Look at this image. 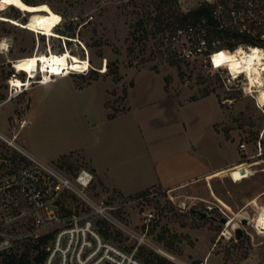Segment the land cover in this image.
<instances>
[{
	"label": "rangeland",
	"instance_id": "1",
	"mask_svg": "<svg viewBox=\"0 0 264 264\" xmlns=\"http://www.w3.org/2000/svg\"><path fill=\"white\" fill-rule=\"evenodd\" d=\"M32 1L53 5L64 17V29L70 21L77 24L76 37L66 45L57 35L42 37L38 32L0 19V42L4 40L7 44L6 49H0V102L13 99L0 106V128L10 123L13 134L14 127L19 128L22 119L31 120L18 141L27 147L23 137H28L44 150V153L38 152L44 161L74 178L78 170L88 167L85 144L93 143L102 133L99 122L105 105L101 101L107 89L110 99L106 104L112 112L118 113L126 108L128 91L136 82L126 105L138 110V114L149 113L157 129L150 131L149 125L142 124L143 135L151 133V140H144L141 135L139 142L134 140V146L124 140V152L133 150L142 154L148 151L158 170L167 164L175 165L177 161L187 172L216 168L233 160L236 164L171 188L144 186L143 179L134 175L135 185L130 190L137 192L133 195L102 186L94 175L86 188L87 194L130 229L128 232L121 225L99 217L110 224V236L106 238L129 252L135 251L136 256L138 252L140 258H150L155 264H161L157 257L175 264H264V231L250 220L242 223L237 216L242 212L255 217L260 206L264 208V106L258 102L259 93L244 92L237 84H226L227 71H218L211 61L166 60L155 48L161 34V27L154 18L159 0ZM204 2L210 1L179 0L174 8L178 12H188ZM2 13L20 18L24 14L12 6ZM252 19L257 21V27L251 35L262 32L264 39L263 10ZM227 40V37L220 38V44L224 45ZM62 47L64 51L70 50L91 60L90 69L72 71L64 78L52 77H59L55 87L82 88L76 102H70L68 108L58 112L51 101L43 113L36 115L33 110L23 116L29 105L28 91L24 88L15 93L9 79L15 74L26 79L27 73H16L10 60L37 51H60ZM40 78L42 71L32 78L31 84ZM166 89L175 97L181 95L182 100L184 92L187 96L186 102L174 109L180 115L179 121L169 115L173 108L165 103ZM204 96L207 97L190 102ZM227 96L234 99L232 107L222 103ZM13 103L17 107V119L8 117ZM141 103L146 106L138 109ZM262 134L263 154L248 158L259 151L257 142ZM242 140L247 142L248 154L239 149ZM175 147L180 149L178 156H172ZM5 149L7 145L0 138V150ZM162 154L167 157L158 160L156 157ZM50 155L55 156L51 158ZM143 163L141 159V171L137 170V176L143 171ZM108 182L111 183L110 179ZM147 189L148 194L137 195ZM61 204L65 216L74 213L105 216L93 213L94 209L74 193L64 195ZM204 212L207 215H203ZM146 213L155 217L147 222ZM232 217L233 223L227 225ZM236 224L243 229V240L235 234ZM27 246L18 244L13 252L20 255ZM6 255L0 254V260Z\"/></svg>",
	"mask_w": 264,
	"mask_h": 264
},
{
	"label": "built area",
	"instance_id": "2",
	"mask_svg": "<svg viewBox=\"0 0 264 264\" xmlns=\"http://www.w3.org/2000/svg\"><path fill=\"white\" fill-rule=\"evenodd\" d=\"M208 1L215 5L217 19V35L212 40L207 37L210 26L205 21L177 24L158 36L155 48L166 60L211 61L218 71H227L226 84H237L244 92L256 91L259 87L252 85L245 71L235 75L225 65H216L213 57L217 50H227L220 44V38H226L227 30L253 33L257 21L252 18L262 10L264 12V0H234L232 4H229L230 0ZM252 46L241 42L233 50L244 48L252 52ZM14 89L15 93H20L17 87ZM233 102L229 96L222 99V103L230 107ZM30 121L22 119L19 128L14 127L13 134L0 130V138L7 145V149L0 150V254H16L13 251L18 244L39 245L46 251L44 264H145L135 251L125 250L101 233L97 224L99 217L121 225L128 232L130 229L112 216L106 206L87 194L86 188L94 179L92 172L82 168L72 178L18 141L19 131ZM262 138L263 134L257 142L259 151L248 158L263 154ZM239 149L248 154L246 140L240 141ZM70 193L90 205L93 213L105 216L76 213L65 216L61 201ZM144 217L149 222L155 216L146 213ZM45 235L49 236L48 240L41 243Z\"/></svg>",
	"mask_w": 264,
	"mask_h": 264
},
{
	"label": "crops",
	"instance_id": "3",
	"mask_svg": "<svg viewBox=\"0 0 264 264\" xmlns=\"http://www.w3.org/2000/svg\"><path fill=\"white\" fill-rule=\"evenodd\" d=\"M68 76V75H67ZM67 76H60L61 78L67 77ZM59 77L54 78L51 81L48 82H37L35 84H31L30 86H25V91H28L29 94V105L25 110V115L23 113V116H26L27 114L31 113L33 110H35L38 115V113L42 111L44 108L52 101V106H54L55 109H57L58 112L60 110H63L69 107L70 102L74 104L76 102V96L77 93L82 88H77L75 86H67L66 88H63V86L58 85L55 87V83L58 81ZM137 83L134 82V85L129 89L127 98L130 96V93L132 90L136 88ZM63 88V89H62ZM165 88L166 84H165ZM185 96L179 95L177 97L169 94L166 89L165 93V103L170 108V111L172 112L171 117H175L176 120H180V115L178 112H174L175 107L180 106L181 104H184L187 98L185 92L183 93ZM182 94V95H183ZM209 96V95H207ZM207 96L191 100L190 102L194 101L197 102L200 99H203ZM126 98V100H128ZM110 99V93L109 89H107L106 96L102 98L103 104L105 105V108L103 109V112L101 113L100 118V124L102 133H100L99 136H96L95 139H93V143H86L85 144V158L86 162L88 163V169L97 177V179L102 183H100L102 186H107L113 189H116L121 194H129L133 195L136 194L135 192H131V186L135 185V179L134 175L138 177L139 179H143L144 186H161L163 188H171L179 185H183L188 182H192L197 180L200 177H203L204 175L208 176L211 173H216L220 170H226L232 164H236L235 160L226 162L221 166H217L216 168H208V169H199L196 171L187 172L184 168L185 166H182L177 161L176 164H167L160 168V170L157 169L156 163H154L153 156L149 154V152H143L142 154L130 150L127 152L123 151L122 143L124 140H129L132 145L134 146V140L136 142H139L141 139H147L151 140L152 137L149 135H143V126L142 124H147L151 129L155 130L157 128L153 127V117H150L149 113H143L138 114V110H135L129 105H126L125 100V106L126 108L123 111H120L115 114L113 117H109L110 113H113L111 109L107 106V101ZM9 102H13V99H6L1 105H6ZM51 104V103H50ZM67 106V107H66ZM146 106L145 103L139 104L138 109H142V107ZM16 104L13 103L9 110H8V117L11 118L13 116L17 118L18 115L16 114ZM142 115V116H141ZM172 119L170 120L171 123ZM152 123V124H151ZM184 123V122H183ZM179 124V123H178ZM152 125V126H151ZM184 125V124H183ZM29 125H27L25 128H23L20 131V135L26 130V128ZM4 128H0L1 131L6 132L8 134H11L10 130V123H8L6 126H3ZM25 129V130H24ZM37 129V128H36ZM181 131V129H179ZM178 128H176V131H179ZM185 130L183 131V133ZM156 133V132H155ZM219 135V134H218ZM152 136V134H151ZM23 141L27 143L29 146L26 148L30 150L32 153L43 159L38 152L44 153V150L41 149L37 144L30 142L28 137H23ZM30 148V149H29ZM33 148V149H31ZM172 156L180 154L179 147H175L173 151H171ZM49 154V153H46ZM169 154V155H170ZM51 158H54L55 155H50ZM167 156L162 154L158 155L156 158L158 160L165 159ZM170 157V156H168ZM141 159H143V171L141 172L140 176H137V170L141 171L140 165H141ZM44 160V159H43ZM140 162V164H139ZM154 163V165H152ZM86 168V167H83ZM86 168V169H87ZM142 175V176H141ZM110 179L111 183L108 182V178ZM146 184V185H145ZM128 188V189H127ZM143 188V187H141ZM133 190V189H132ZM138 190V189H137ZM141 190V189H140Z\"/></svg>",
	"mask_w": 264,
	"mask_h": 264
},
{
	"label": "bare ground",
	"instance_id": "4",
	"mask_svg": "<svg viewBox=\"0 0 264 264\" xmlns=\"http://www.w3.org/2000/svg\"><path fill=\"white\" fill-rule=\"evenodd\" d=\"M14 6L24 12L22 17H14L4 14L6 9ZM0 19L18 24L31 31L44 35H60L55 31L57 25L62 21V15L54 10L48 2L27 3L24 0H0ZM6 41V39H5ZM6 42H0V49H6ZM253 51H246L244 48H238L236 52L227 50H217L214 55V61L217 65H225L236 75L245 71L252 85L259 87L256 91L259 93V104L264 106V47L252 46ZM8 52V51H7ZM16 73L26 72L27 78L22 79L18 74L9 79V83L18 90L31 85L32 78H35L42 71V80L38 82H48L53 80L54 76H67L72 71H84L90 69L91 60L87 57H81L72 53L70 50L57 53L50 51L48 53H39L17 57L10 60ZM258 204V203H257ZM237 216L247 218L256 223L259 230L264 231V208L260 206L259 213L255 217H250L242 212ZM234 218H230L227 225H231ZM226 232V231H225ZM228 233V232H227Z\"/></svg>",
	"mask_w": 264,
	"mask_h": 264
},
{
	"label": "trees",
	"instance_id": "5",
	"mask_svg": "<svg viewBox=\"0 0 264 264\" xmlns=\"http://www.w3.org/2000/svg\"><path fill=\"white\" fill-rule=\"evenodd\" d=\"M27 3H36L32 0H24ZM179 0H159V5L157 6V13L154 16L155 20L158 21L160 25L159 31L165 32L168 30L173 29L177 24H188L193 23L197 24L199 22L205 21L206 24L210 26L207 32V37L209 40H212L216 35V29L215 25L217 24V19L214 14V8L215 5L209 2H204L198 5L195 8L190 9L188 12H178L175 10L174 5L178 3ZM45 2V1H43ZM51 5V4H50ZM13 8H16L12 6ZM51 7L58 11L56 8H54L53 5ZM59 12V11H58ZM18 17V16H15ZM172 18V20L169 21V18ZM26 20V19H25ZM63 20L57 27L55 28V31L60 34L57 35L59 40L65 41L66 45H70L73 41V39L76 37V28L77 24L73 21H70L67 25L66 29L63 28ZM261 33L257 36H252L251 34L246 33H239L233 30H227L226 37L229 39L227 42L222 46L223 48L227 49L228 51H233V49L241 42L249 43L254 46H261L264 47V39L261 38ZM56 37V35H51V37ZM42 37H46L44 34H42ZM64 47L61 48L60 51H56L58 53H62L64 51ZM94 73H97L96 71H93ZM116 113H110L109 117L115 116ZM150 189V188H149ZM149 189L144 190L137 195H146L149 192ZM98 227L101 231V233L105 237L110 236V224L106 220H99L97 219ZM47 235L42 237L41 243H45L48 240ZM240 240H243L242 238ZM137 257H139L137 252ZM157 257V256H155ZM46 258V251L44 249H41L39 245H28L25 252L18 254H7L2 260H0V264H44ZM159 262L161 264H175L171 260H168L164 257H157ZM141 261H143L145 264H155L153 260L150 258H140Z\"/></svg>",
	"mask_w": 264,
	"mask_h": 264
},
{
	"label": "water",
	"instance_id": "6",
	"mask_svg": "<svg viewBox=\"0 0 264 264\" xmlns=\"http://www.w3.org/2000/svg\"><path fill=\"white\" fill-rule=\"evenodd\" d=\"M203 215H207L206 212L202 213ZM223 222H226V219L223 218L222 220ZM249 220L247 218H242V223L246 224L248 223ZM234 230H235V234L237 236V238H241L243 235V229L241 228V226H238L237 224L234 226Z\"/></svg>",
	"mask_w": 264,
	"mask_h": 264
}]
</instances>
